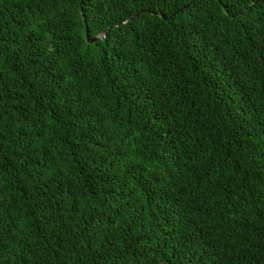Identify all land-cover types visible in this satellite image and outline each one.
<instances>
[{"label":"trees","instance_id":"trees-1","mask_svg":"<svg viewBox=\"0 0 264 264\" xmlns=\"http://www.w3.org/2000/svg\"><path fill=\"white\" fill-rule=\"evenodd\" d=\"M0 264H264V0H0Z\"/></svg>","mask_w":264,"mask_h":264},{"label":"water","instance_id":"water-1","mask_svg":"<svg viewBox=\"0 0 264 264\" xmlns=\"http://www.w3.org/2000/svg\"><path fill=\"white\" fill-rule=\"evenodd\" d=\"M186 6H187V5H185V7H186ZM80 8H81V10H82V2L80 3ZM146 13L157 14V15L161 16L162 18H168V17H170L171 15H174V13H173V14H171L170 16L165 17V16H164L162 13H160V12H153V11H150V10H148V9H140V10L136 11V12H135L130 18H128L126 21L132 19L134 16H136V15H138V14H146ZM84 21H85V20H84ZM126 21H125V22H126ZM107 31H108V29L103 30V31L101 32V36L104 37ZM85 36H86V41H87V43H93V42L97 41V40L99 39V37H100V36H90L89 33H88V28H87V25H86V24H85Z\"/></svg>","mask_w":264,"mask_h":264}]
</instances>
